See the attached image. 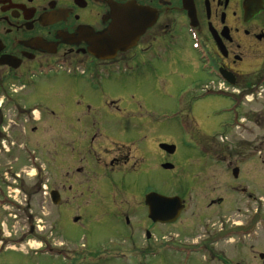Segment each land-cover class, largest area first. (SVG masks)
Instances as JSON below:
<instances>
[{
	"label": "flooded vegetation",
	"instance_id": "1",
	"mask_svg": "<svg viewBox=\"0 0 264 264\" xmlns=\"http://www.w3.org/2000/svg\"><path fill=\"white\" fill-rule=\"evenodd\" d=\"M178 63L206 71L210 84L198 85L203 94L240 96L234 118L240 124L241 104L254 102L247 94L264 90V0H0V155L15 154L19 146L32 168L39 156L30 135L44 126L50 137H60L62 149L59 179L46 174L32 190L45 209L46 231L22 176L0 181V225L32 220L27 231L13 228L11 234L6 222L7 233L1 232L7 241L27 243L26 234L39 239L49 264L245 263L230 258L229 243L259 240L264 201L245 187L233 150L229 155L200 137L199 153L177 165L172 157L178 146L151 136L150 129L158 133L162 117L181 111L153 112L148 99L134 94L127 105L113 89L117 82L138 93L145 82L152 89L170 87ZM34 91L58 104L46 107L54 124L43 123L41 110L19 100ZM207 96H192L188 121L194 122L192 112ZM225 138L219 136L223 143ZM149 153L157 168L171 172L169 180H136ZM167 163L173 166L167 169ZM213 183L247 196L252 219L245 221L239 207L238 222L231 221ZM107 218L111 227L95 242L87 225ZM234 227L239 231L229 235ZM244 253L237 256L244 260ZM259 257L264 261V252Z\"/></svg>",
	"mask_w": 264,
	"mask_h": 264
},
{
	"label": "rangeland",
	"instance_id": "2",
	"mask_svg": "<svg viewBox=\"0 0 264 264\" xmlns=\"http://www.w3.org/2000/svg\"><path fill=\"white\" fill-rule=\"evenodd\" d=\"M176 67H178L180 71H178V75L172 79L173 85L170 87L161 86L152 89L150 87L151 82H145L141 91L138 93V91L133 90V88L122 89L119 87L121 83L117 82L116 87H113V89L115 90L117 98L123 99L124 104H127V100H129L133 94L140 99H148V106L153 112H157L156 110L160 109L174 111V106H176L177 112L181 111V114H178L179 116L175 117L170 115L172 114V111H170L167 113V115H170L169 117L164 116L161 118L160 124L157 127L158 133H153L152 128L150 129L151 136L154 134L158 136L159 134L166 141H172L178 146V151L172 157V161L177 165H182L187 158L193 156L195 153L198 154V147H200L202 143L201 138H203V142H210L218 149L222 148L227 150L226 152H228L229 155L231 154L230 151L233 150L231 157L240 167V176H242L241 179L245 187L248 191L258 192L259 196H262L264 201V92L256 96L254 102L241 104L243 108H241V122H239V125L232 126L237 112H240L235 99L225 95L217 97L203 94L204 92L201 90L202 86L198 85L199 83L210 84V79H208L206 71L201 69L200 64H196V70H193L183 63H178ZM42 86L41 89L43 90L44 84H42ZM200 95L201 97L205 95L207 98L197 103V108L192 112L194 115V122L191 123L186 119V114L188 113L187 107L189 106V101L192 99V96L198 97ZM39 98H42L44 102L40 103L41 105H34L33 101ZM235 98L239 101L241 100L240 96H235ZM19 100L25 101L28 104L32 103L33 105L31 104V108L36 107L41 110L44 113L43 123L47 122L54 124L56 122L54 120V114L49 113L46 107L50 110H54L52 106L58 104L53 102L49 96L46 98L44 96L41 97L40 93L34 91L28 94L26 93L23 96L20 95ZM149 112H151V110ZM242 116L245 120H242ZM221 135L227 137L225 143L219 139ZM30 139L33 145L32 149L37 156H39V159L45 162V166L43 165L42 167L45 169L46 173L41 168L40 160L38 163L31 165L32 168L37 169V174L34 173L29 165L31 161H27L24 150L18 146L17 153L0 155V181L5 180L6 177L13 180L17 178L16 174L22 176V180L25 181V188L30 190L33 196L32 204L34 205L36 203L35 207L39 224L43 231H46L45 227L48 222L44 212H42L45 211V209L43 208L42 210L43 204L41 205L38 201L39 194L35 193L36 189L34 191L32 190L35 185H39L42 180L47 178L46 174H48V177L50 175L55 179H59L61 171V139L60 137H50L45 126L39 132L31 133ZM23 143L24 140L20 137L19 145ZM19 149L21 150L20 153H18ZM156 163L157 161L154 154L149 153L148 163L146 165L147 168L143 170L140 176L138 175L136 177V180L142 183L141 178L144 176H148L150 181H155L157 177H164L166 181L169 180L171 172L157 168ZM47 167L48 169H46ZM41 174L44 176L42 177ZM228 179L231 180L233 177L229 175ZM212 180L217 181L214 176ZM213 187L214 190L218 191V193L226 198L229 209L228 217L231 221L238 222L237 211L239 207L243 208L244 216L246 215L245 221H250L252 219L254 208L251 201L247 202L249 201L247 196L245 199H241L239 195L232 193L231 190L221 188L216 183H213ZM14 193L18 194L17 191H14ZM20 196L24 199L25 194L21 193ZM262 205L264 208V204ZM248 209H250L249 212ZM3 222H8V232L11 234L13 233V228L14 231L18 230L19 233L20 231H27L32 220L20 218L19 223L13 220H3ZM111 223V219L107 218L101 222H91L87 225L95 242L101 239L103 233H106V230L111 227ZM85 234L86 233H82L81 235L83 236ZM43 236H45V234H42V237ZM255 236L259 239L258 241L254 242L251 239H247L248 242L242 246L239 245L236 247L235 244L229 243L230 258L233 261L239 260L246 264H264V261L259 257V254L264 252V218L263 221L259 222L257 225V233ZM25 238L27 241L29 240L28 244L26 242H21V245L20 241H16L17 249L7 247L14 245V243L7 241V238L4 237L0 231V239L4 240V244L1 246L2 249L0 250V264H49V258L44 253L43 249L35 252L39 247L40 240L35 239L29 234H26ZM23 244L25 245L23 246ZM242 251H245L243 256L244 260H242V255L237 256V253ZM246 260L251 261L246 262Z\"/></svg>",
	"mask_w": 264,
	"mask_h": 264
},
{
	"label": "water",
	"instance_id": "3",
	"mask_svg": "<svg viewBox=\"0 0 264 264\" xmlns=\"http://www.w3.org/2000/svg\"><path fill=\"white\" fill-rule=\"evenodd\" d=\"M161 147L168 150L169 152H174L175 149H176V146L175 145H170V144H166V143H163L161 144ZM173 165L172 164H165V168H171ZM238 172L239 170L238 169H235L234 170V175L237 176L238 175ZM163 198V197H162ZM169 198H165V201L167 202Z\"/></svg>",
	"mask_w": 264,
	"mask_h": 264
},
{
	"label": "bare ground",
	"instance_id": "4",
	"mask_svg": "<svg viewBox=\"0 0 264 264\" xmlns=\"http://www.w3.org/2000/svg\"><path fill=\"white\" fill-rule=\"evenodd\" d=\"M15 249H17V248H15Z\"/></svg>",
	"mask_w": 264,
	"mask_h": 264
}]
</instances>
